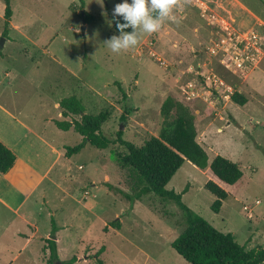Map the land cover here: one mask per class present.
<instances>
[{"label": "rangeland", "instance_id": "374dc122", "mask_svg": "<svg viewBox=\"0 0 264 264\" xmlns=\"http://www.w3.org/2000/svg\"><path fill=\"white\" fill-rule=\"evenodd\" d=\"M83 1L84 9L81 0H11L13 16L5 38V4L0 0V39L9 41L0 50V103L21 112L49 143L65 149L82 144L83 138L74 130L59 131L46 119L63 120L57 105L75 97L86 114H107L102 125L106 136L115 140L122 133L124 140L141 147L159 136L161 106L173 98L193 114L197 141L209 164L222 156L236 163L244 176L226 186L209 169L185 162L166 189L181 194L183 203L217 231L233 234L249 250L264 249V60L244 77L223 68L207 52L216 33L187 0L177 2L174 21L141 36L136 47L112 53L104 42L120 35L112 11L122 0ZM214 1V12L235 28L264 35L262 0ZM81 10L92 18L85 36ZM204 65L201 71L219 76L233 93L221 97L201 89L205 83L193 71ZM234 93L244 96L247 104H234ZM125 153L119 145L106 150L86 145L58 161L52 182L44 184L43 205L38 191L33 207H26L38 224V235L23 249L31 232L13 221L0 240L12 255L0 256V264H50L43 247L45 235L50 239L52 232L59 261L65 264L73 257L74 264H189L171 247L186 228L178 206L154 195L134 203L122 196L133 195L137 181V174L119 162L118 156ZM49 157L52 163L55 156ZM210 180L228 192L219 213L212 211L215 198L205 189ZM115 221L120 230L110 226ZM22 230L26 238H15L13 234Z\"/></svg>", "mask_w": 264, "mask_h": 264}, {"label": "trees", "instance_id": "16d2710c", "mask_svg": "<svg viewBox=\"0 0 264 264\" xmlns=\"http://www.w3.org/2000/svg\"><path fill=\"white\" fill-rule=\"evenodd\" d=\"M262 2L264 4V0ZM4 4V37L7 38L6 33L13 11L11 0H4ZM84 7L85 3L81 0V9ZM91 21L92 18L86 14V24ZM121 22L123 23L122 20ZM114 30L119 33L115 24ZM231 101L240 107L247 104V99L239 93H234ZM59 110L63 120L55 121L56 128L62 132L74 130L83 138L82 144L65 148L66 157L71 158L80 153L86 145L97 150L119 145L126 151L125 154L118 156L119 162L137 174L135 193L133 195L122 193V196L134 203L144 196L154 195L163 202H174L178 206L184 215L186 228L172 242L171 247L187 263L264 264V249L249 250L246 246L240 245L233 234L217 231L183 203L181 194L166 189L185 162L202 171L209 169L212 175L226 186L235 185L244 176L236 163L222 156L215 157L209 164L205 149L197 141L195 119L188 107L168 97L161 106L163 127L159 136L151 137L141 147L124 140L122 133H118L115 140L106 136L102 131V125L107 121V114L101 113L97 116L86 114L82 102L75 97L62 100L59 103ZM73 117H80V121L72 119ZM16 159L14 152L0 140V174H7L14 167ZM205 189L215 198L212 211L219 213L228 198V192L213 180L205 184ZM110 226L115 230L121 228L119 221L111 223ZM43 253L49 254L50 264L59 260L55 233L52 232L50 239L45 241ZM75 262L76 258L73 257L69 264Z\"/></svg>", "mask_w": 264, "mask_h": 264}, {"label": "crops", "instance_id": "0c3cea01", "mask_svg": "<svg viewBox=\"0 0 264 264\" xmlns=\"http://www.w3.org/2000/svg\"><path fill=\"white\" fill-rule=\"evenodd\" d=\"M8 42L5 40L4 47ZM6 73L9 76V71ZM2 85L3 78L0 76V95L3 92ZM57 107L59 109V104ZM11 108L0 103V140L14 152L17 158L14 167L7 174H0V240L6 237L5 234L9 232L8 226H11L13 221H20L22 227L26 226V232H31L24 249L39 233L38 224L32 221L31 212L26 207L27 205L33 207L32 201L38 191H41L40 204L43 205V200L46 199L44 184L52 182L54 167L57 166L58 161L66 159V156L64 147L59 145L55 147L49 143L44 134L36 132L24 121L25 116L21 112L16 114L10 111ZM59 119H62L61 113ZM46 121L49 125H55V121L48 119ZM49 154L55 156L52 163ZM26 232L17 231L13 235L23 240L26 238ZM44 239L49 237L45 235ZM10 251L9 246L0 242V256L12 255Z\"/></svg>", "mask_w": 264, "mask_h": 264}, {"label": "built area", "instance_id": "2783aa9c", "mask_svg": "<svg viewBox=\"0 0 264 264\" xmlns=\"http://www.w3.org/2000/svg\"><path fill=\"white\" fill-rule=\"evenodd\" d=\"M191 1L200 11V16L213 28L216 35L207 47L208 54L219 61L221 66L238 77L246 76L257 68L264 60V35L255 31L238 30L229 21L218 15L212 9L214 0H187ZM180 2V0H177ZM206 66H198L199 70L193 73L205 83L208 93L226 96L233 93V89L223 79L214 73L201 71ZM212 95V94H211ZM249 208L245 207L244 211Z\"/></svg>", "mask_w": 264, "mask_h": 264}, {"label": "clouds", "instance_id": "9594fccd", "mask_svg": "<svg viewBox=\"0 0 264 264\" xmlns=\"http://www.w3.org/2000/svg\"><path fill=\"white\" fill-rule=\"evenodd\" d=\"M176 6L177 0H122L112 11V22L120 35L104 43L116 54L136 47L141 36L156 33L165 21L175 20Z\"/></svg>", "mask_w": 264, "mask_h": 264}, {"label": "water", "instance_id": "95a60500", "mask_svg": "<svg viewBox=\"0 0 264 264\" xmlns=\"http://www.w3.org/2000/svg\"><path fill=\"white\" fill-rule=\"evenodd\" d=\"M81 18H82V22H83V26L81 28V32H82V35L85 36V32H86V22H85V16H86V13L84 10H81ZM4 43H5V39L4 38H1L0 39V50L3 49L4 47ZM123 129V127H121V130ZM53 264H63L61 261H56L54 262Z\"/></svg>", "mask_w": 264, "mask_h": 264}]
</instances>
